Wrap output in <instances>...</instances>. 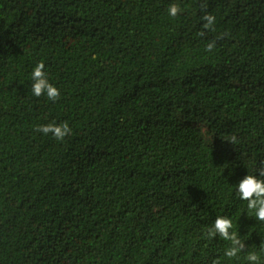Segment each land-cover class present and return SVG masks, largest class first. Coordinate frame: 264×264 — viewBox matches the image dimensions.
<instances>
[{
	"label": "trees",
	"instance_id": "trees-1",
	"mask_svg": "<svg viewBox=\"0 0 264 264\" xmlns=\"http://www.w3.org/2000/svg\"><path fill=\"white\" fill-rule=\"evenodd\" d=\"M262 170L264 0H0V264H264Z\"/></svg>",
	"mask_w": 264,
	"mask_h": 264
},
{
	"label": "clouds",
	"instance_id": "clouds-1",
	"mask_svg": "<svg viewBox=\"0 0 264 264\" xmlns=\"http://www.w3.org/2000/svg\"><path fill=\"white\" fill-rule=\"evenodd\" d=\"M180 11L181 9L176 4H172L168 8L169 15L172 17H176ZM203 19L207 21L204 25L205 28L211 27L215 21V17L212 15H205ZM213 47L214 44L210 43L207 46V50L211 51ZM44 68V62L41 61L37 63L31 73L33 81L31 86L32 94L40 97L46 93L49 100L56 101L60 97V92L54 85L49 83ZM35 130L45 135L52 134L53 138L58 141H63L66 136L71 134V129L67 122L59 125L55 123L40 125ZM231 139L232 142H235L236 137L233 136ZM259 177H264V170L259 172V176L247 174L236 185V193L239 199L247 202V208L250 212L254 213L256 220L264 222V179ZM232 227L233 223L231 219L224 216H217L212 228L207 233L209 237H215L219 234L224 240L231 242V247L225 251V256L229 259L237 257L245 248V244L238 238L237 233L229 231ZM247 260L251 264H259L260 257L257 253L250 252L247 255Z\"/></svg>",
	"mask_w": 264,
	"mask_h": 264
}]
</instances>
